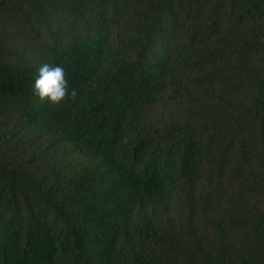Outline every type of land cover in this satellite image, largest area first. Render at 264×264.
<instances>
[{"label": "trees", "instance_id": "trees-1", "mask_svg": "<svg viewBox=\"0 0 264 264\" xmlns=\"http://www.w3.org/2000/svg\"><path fill=\"white\" fill-rule=\"evenodd\" d=\"M0 264H264V0H0Z\"/></svg>", "mask_w": 264, "mask_h": 264}, {"label": "clouds", "instance_id": "clouds-1", "mask_svg": "<svg viewBox=\"0 0 264 264\" xmlns=\"http://www.w3.org/2000/svg\"><path fill=\"white\" fill-rule=\"evenodd\" d=\"M37 71L32 92L41 101L47 98L51 104L59 105L65 99H76L77 90L75 88L69 90V81L64 67L43 63Z\"/></svg>", "mask_w": 264, "mask_h": 264}]
</instances>
